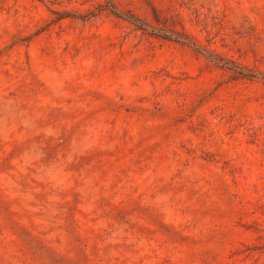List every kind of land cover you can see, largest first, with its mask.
I'll return each mask as SVG.
<instances>
[{"label": "rangeland", "instance_id": "374dc122", "mask_svg": "<svg viewBox=\"0 0 264 264\" xmlns=\"http://www.w3.org/2000/svg\"><path fill=\"white\" fill-rule=\"evenodd\" d=\"M0 264H264V0H0Z\"/></svg>", "mask_w": 264, "mask_h": 264}]
</instances>
